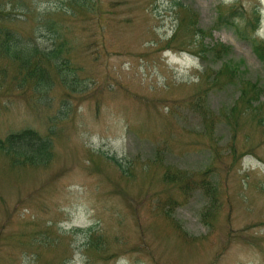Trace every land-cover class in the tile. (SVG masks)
<instances>
[{"label":"rangeland","instance_id":"374dc122","mask_svg":"<svg viewBox=\"0 0 264 264\" xmlns=\"http://www.w3.org/2000/svg\"><path fill=\"white\" fill-rule=\"evenodd\" d=\"M231 6L237 25L218 23ZM3 13L31 63L0 51V139L52 132L45 164L0 152V264H264V128L246 118L264 69L243 37L264 40V0H0ZM223 63L235 80L213 84ZM231 106L248 108L233 161ZM208 167L213 217L201 188L170 180Z\"/></svg>","mask_w":264,"mask_h":264},{"label":"trees","instance_id":"16d2710c","mask_svg":"<svg viewBox=\"0 0 264 264\" xmlns=\"http://www.w3.org/2000/svg\"><path fill=\"white\" fill-rule=\"evenodd\" d=\"M235 3V2H234ZM176 4V3H175ZM240 11L235 7L231 6L227 13H220V16H218V23L224 24V25H230V26H235L237 25L236 23H233L234 18L240 17ZM10 16V14H1L0 19H6ZM250 20V21H249ZM247 21V23H244L242 27V32H245L250 28V32H253L259 22V14L257 10H252V16L251 18ZM195 20L192 19L191 22H187V26L192 27L193 22ZM47 23V22H46ZM236 28V27H235ZM194 32V31H193ZM18 34L14 33L12 29L7 27L6 25L1 26L0 24V51L5 53V54H10L14 58H16V55L18 54L19 56L22 55L24 56L23 64L26 66V70L29 68V64L31 63V58L25 57L23 52L25 51L24 47L21 45L23 43L27 44L26 41H23L20 39V37L16 36ZM246 41L249 43L251 47V51L254 53L255 57L261 62V66L264 69V40L263 41H254L250 36L246 37L243 36ZM211 50L213 53H218L222 52L225 54L228 50V47L221 44V43H213L210 46ZM202 56L203 55L201 52H199ZM47 54H52V51L48 52ZM34 62V68L32 69L31 72H36L37 73V78L42 82L43 77L46 75L45 69L42 67L41 63H38L37 61ZM229 63H223L217 71L214 72V77L211 79L213 84H216L218 82L219 77H223L227 83H233L235 80V72L238 71V67H231L229 66ZM56 66V65H55ZM36 76V74H34ZM227 86H231L230 84H227ZM254 85L251 86L249 89H244L243 86H241V89L239 87V100L241 101L238 103L239 105L244 104L243 98L247 96L249 92H251L252 88ZM264 92V91H263ZM200 99V98H199ZM258 98L256 97L255 100ZM255 102V101H254ZM195 104L199 107L201 117H206L204 111L202 110L201 103H191L192 106H195ZM255 106L252 107V110L250 111L252 113L251 117H246L247 119H253L252 121L256 123L255 126H261L264 128V103L263 101H256ZM249 106V103L248 105ZM247 106H243L242 108H238L236 106H231L229 110V119L232 121V126L231 129L233 130V134L230 135L229 138H231V143L226 147V150L228 153L231 154V161L234 160V151H235V145H234V137L237 135V133H240V129L242 128V121L244 120V116H240L242 111H245ZM242 109V110H241ZM227 118V122L230 123V121ZM241 118L242 121L234 123V119ZM239 120V119H238ZM206 128L211 129L212 128V119H209L206 122ZM249 127H253L250 125H247ZM52 131L48 130L46 135H40L37 131L31 128H22L19 130H14L6 133L2 139H0V152L6 153L7 155L10 154L12 156L11 161L12 164H38L42 165L48 162L51 158V142H50V133ZM243 136L244 140H246L245 135ZM252 146L249 145V148ZM248 151V150H247ZM247 151L243 152L242 154L246 153ZM13 154H16V158L14 159ZM25 153H30L28 156H25L24 159H19L21 155ZM111 160L115 163L116 166H121L120 163L115 160L113 157H110ZM123 169V167H122ZM170 170V169H167ZM211 170V168H207L204 170V174L201 175V178H192V176H185L182 175L180 172L177 174L175 177L172 178V175H175L178 171L175 170H170L171 172V178L170 180H173L172 184H175L176 186L179 187L181 190L180 192L182 194H186L187 191L194 189V188H201L203 194H205L209 198L210 202V207L212 213H210V216H214V212L216 209V191L212 189L211 184L209 183V180L207 178V173ZM214 185H216V182L212 181ZM167 198V199H165ZM162 199V198H160ZM164 200L160 201V205L163 206L164 204H167L168 206L175 205L177 204V200H172L169 195L164 196ZM98 235V234H97ZM97 235L90 234V241L94 242L95 239H98L99 237ZM101 237V235H100ZM89 241V242H90ZM93 245V243H92ZM116 254V252H113Z\"/></svg>","mask_w":264,"mask_h":264}]
</instances>
